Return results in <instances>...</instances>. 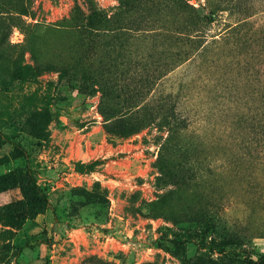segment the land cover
Returning <instances> with one entry per match:
<instances>
[{"label":"rangeland","instance_id":"obj_1","mask_svg":"<svg viewBox=\"0 0 264 264\" xmlns=\"http://www.w3.org/2000/svg\"><path fill=\"white\" fill-rule=\"evenodd\" d=\"M128 1L0 0L5 17L32 11L0 41V264H264V157L219 174L220 189L235 197L225 209L210 205L212 179L192 178L198 163L170 160L171 146L160 153L169 126H144L130 110L179 40L161 33L160 0ZM184 1L208 17L219 3ZM92 4L104 12L84 29L76 8ZM173 16L166 24L189 20ZM214 19L208 41L229 21L226 12ZM151 21L159 26L146 33ZM181 45L189 46L184 35ZM207 78L185 64L154 94L183 85L176 110L217 168L238 151L232 132L245 105L229 80L210 86ZM96 160L93 172L75 170ZM34 203L45 212L20 225Z\"/></svg>","mask_w":264,"mask_h":264},{"label":"trees","instance_id":"obj_2","mask_svg":"<svg viewBox=\"0 0 264 264\" xmlns=\"http://www.w3.org/2000/svg\"><path fill=\"white\" fill-rule=\"evenodd\" d=\"M126 4H129L128 0ZM154 5L160 18H165L160 24L162 25L161 33L167 36L176 33L175 38L179 40V43L171 47L175 46L176 50L168 49L161 53L164 62L156 64L157 67L154 68L156 75L150 77L151 80L147 78L144 84L145 91L135 99L137 104L130 111L144 115V126L153 123H158L160 127L169 126V134L165 139L166 144L162 145L160 153L171 146L169 149L171 151L167 153L170 160L179 163L193 160L198 163L200 166L195 167L192 178L199 180L208 177L210 181L212 179L210 183L212 194H209L212 198L210 205L214 207V204L215 206L219 204L226 209L233 203L235 197L234 193L226 192V190L223 192L222 188L220 189L217 184L219 174H238L236 168L238 164L247 162L250 157L256 159L264 157V0H219L217 7L212 10L209 17L202 15L193 5L184 0H160L155 1ZM145 8L136 9L144 11ZM76 11L75 18L85 16L89 23L84 29L92 28L93 18L103 15L104 12L95 4H92L87 12L81 8H76ZM181 12L188 15L187 22L172 26L166 24L167 17H172V15L180 17ZM215 12H226L227 20H229L226 21L229 23L226 22L224 35L208 41L207 30L215 21ZM31 13L28 6H23L16 9V14L10 17L0 15L2 25L0 41L10 35L12 26H21L24 22L23 17ZM7 19L14 25H10ZM157 24L154 21L147 23L145 32H150L152 26H159ZM182 35L188 39L189 46L181 45ZM198 57H202L203 60L198 62ZM185 64H188V67H194L195 74L204 71L208 75L207 80L210 81V86L214 83L216 86L221 81L229 80L236 87L238 97H240L238 100L245 105V109L236 114L232 132L234 134L232 142H240L238 151L227 155L226 158L220 157L218 160L222 163L217 168L212 165L216 158L206 152V144L202 136L197 132H188L189 119L181 116L176 110L183 85L175 93L161 89L157 95L154 94L156 91L154 85L158 86L160 83L158 81H164L171 73ZM216 68L228 69V73L214 76ZM188 86L185 87L188 88ZM231 94L228 93L229 96ZM184 129L187 130L186 133L182 132ZM205 162L206 166H201ZM100 163L99 160L91 163L77 162L75 170L79 173L93 172ZM216 188L219 190H215ZM217 192L220 195L218 201L215 199ZM44 212V205L39 203L30 205L20 215V225L27 220L35 219ZM246 237L248 235H243V238ZM261 262H264V257L261 258Z\"/></svg>","mask_w":264,"mask_h":264}]
</instances>
